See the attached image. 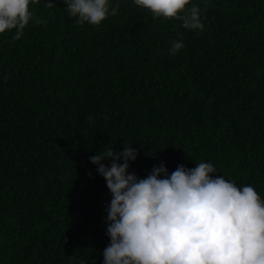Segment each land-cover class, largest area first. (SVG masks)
<instances>
[{
	"label": "trees",
	"instance_id": "16d2710c",
	"mask_svg": "<svg viewBox=\"0 0 264 264\" xmlns=\"http://www.w3.org/2000/svg\"><path fill=\"white\" fill-rule=\"evenodd\" d=\"M46 3L0 34V264H104L112 194L89 157L109 147L136 149L140 178L207 162L264 200V0H191L203 31L134 0L99 25Z\"/></svg>",
	"mask_w": 264,
	"mask_h": 264
},
{
	"label": "clouds",
	"instance_id": "9594fccd",
	"mask_svg": "<svg viewBox=\"0 0 264 264\" xmlns=\"http://www.w3.org/2000/svg\"><path fill=\"white\" fill-rule=\"evenodd\" d=\"M39 2L0 0V34L15 29L12 39L19 40L30 21L42 23L30 11V4ZM64 2L81 25H99L119 9L109 0ZM134 3L156 18L181 21L185 29L205 27L200 7H188L191 0ZM52 6L47 0L45 7ZM170 45L175 55L184 47L183 38ZM137 157L138 151L128 145L89 157L112 194L106 209L111 242L103 252L104 264H264V200L254 187L241 189L224 177L214 178L217 169L207 162L191 169L179 165L171 174L161 163L140 178L129 172ZM105 159H111L110 166Z\"/></svg>",
	"mask_w": 264,
	"mask_h": 264
}]
</instances>
